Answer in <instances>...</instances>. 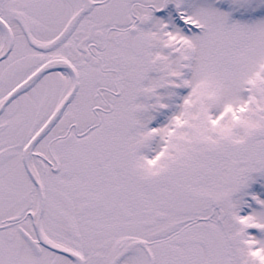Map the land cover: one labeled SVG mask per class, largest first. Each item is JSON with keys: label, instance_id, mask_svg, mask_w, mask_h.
Segmentation results:
<instances>
[{"label": "snow or ice", "instance_id": "snow-or-ice-1", "mask_svg": "<svg viewBox=\"0 0 264 264\" xmlns=\"http://www.w3.org/2000/svg\"><path fill=\"white\" fill-rule=\"evenodd\" d=\"M0 264H264V0H0Z\"/></svg>", "mask_w": 264, "mask_h": 264}]
</instances>
